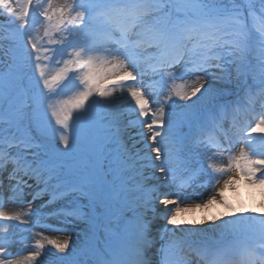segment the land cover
Segmentation results:
<instances>
[{
  "label": "snow or ice",
  "instance_id": "obj_1",
  "mask_svg": "<svg viewBox=\"0 0 264 264\" xmlns=\"http://www.w3.org/2000/svg\"><path fill=\"white\" fill-rule=\"evenodd\" d=\"M0 17V209L27 205L0 210V264H195V226L242 221L259 236L240 264H264V0H0ZM241 182L261 209L229 201ZM194 187L210 194L181 207Z\"/></svg>",
  "mask_w": 264,
  "mask_h": 264
},
{
  "label": "rangeland",
  "instance_id": "obj_2",
  "mask_svg": "<svg viewBox=\"0 0 264 264\" xmlns=\"http://www.w3.org/2000/svg\"><path fill=\"white\" fill-rule=\"evenodd\" d=\"M247 2L248 0H242V3H247ZM177 3L178 4L182 3V0H177ZM181 15H183L182 12H181ZM253 23L258 25L259 21H256V22H252L251 20L249 21L250 25H253ZM13 28L14 26H10L9 21L4 19L3 17H0V41H6L5 43H0V46H4V47L9 46L10 33L13 30ZM193 78L194 77H187L186 79L190 81ZM247 79H248L249 84L252 85L251 90L252 89L256 90V88H261V85L259 84L258 74L256 78L254 79L253 75L249 73V75L247 76ZM181 82L182 81H179V80L177 81V83H181ZM246 90L248 89H244L243 91H241L240 96L238 97L235 94V90L233 89L234 94L227 96L225 100L221 102L222 103L234 102L240 99V97H243ZM254 92L258 93L257 91H254ZM68 94L71 95L72 93L69 92ZM117 103L122 105V108H121L122 111H127L131 113L132 107L128 100L122 99V100H119ZM239 147L240 145L238 144L235 147L234 152H238ZM216 163L226 164L227 161L226 160L216 161ZM195 183H199V181H196ZM216 187H220V185H216ZM241 187H242V192H243L242 198H244V202H245V205L243 206L256 207L258 210L261 209L262 208V205H261L262 197L260 196V189L258 187L250 186L246 182H241ZM189 191H195L198 194V196L193 200L184 201L183 204H181L180 206L186 205L187 203L194 204L196 202H199V196H203L206 198V196L210 194L208 192H205L204 189L195 188V187L194 189L193 188L189 189ZM13 205L14 204H6L4 208L0 210L7 211L9 213H17L15 210L12 209ZM20 208L22 211H25L27 209V205L25 204L23 207L20 206ZM160 210H163L162 207ZM159 223L161 224V221H159ZM200 229L203 230V227H201ZM216 229L219 231V234H217L216 237L214 236L212 240H204V239H199L198 237H195V239L200 244H202L209 253L208 261L195 258V264H209V261L217 257L219 253H222L227 258L226 260L230 259V261L228 262L229 264H240V256L243 253V251L249 246L254 245L258 241L259 230L250 221L238 222L234 228H230V229H223V227H218ZM38 230H39L38 227L33 228V234L38 233ZM42 232H43L44 237L57 238V239H63L65 237H68V235L70 234L69 232L66 234L65 232H61V231H48V232L42 231ZM39 238L41 237L38 235H33L31 236L30 239H28L29 241L28 240L26 241V243L32 245L34 244L35 239H39ZM47 247L50 248L51 246H47ZM54 252H55V249H51V251L48 254L44 255L42 257L41 264H58V257H55L52 255V253Z\"/></svg>",
  "mask_w": 264,
  "mask_h": 264
},
{
  "label": "bare ground",
  "instance_id": "obj_3",
  "mask_svg": "<svg viewBox=\"0 0 264 264\" xmlns=\"http://www.w3.org/2000/svg\"><path fill=\"white\" fill-rule=\"evenodd\" d=\"M1 43V42H0ZM154 107H156V106H154ZM254 135H258V134H254ZM230 174V173H229ZM226 178V177H225ZM221 183H222V181H221ZM225 195L228 197V199H229V201L235 206V207H241V206H243V205H245V202H244V198H242V195H243V192H242V187H241V184L239 185V189H238V191H233L232 189H229V190H227L226 191V193H225ZM188 204H193V203H187L186 205H188ZM18 204H14L13 206H12V209L13 210H15L16 212H23L22 210H21V208H20V206L18 205ZM184 205H182L181 207H183ZM19 208V210H18V208ZM172 206L171 205H169V208H171ZM161 209V208H160ZM159 209V211H163V210H160ZM202 213H200L199 211H197L196 213H192V214H188L187 216H186V219H191V218H193V216L195 217V218H199V216L201 215ZM25 219L27 218V217H24ZM161 224H163V221L161 220ZM183 227H185V228H189V227H192V226H189V225H185V226H183ZM196 227V229H197V236L196 237H198L199 239H204V240H212L213 239V237L215 236L216 237V235L217 234H219V231L215 228H211V227H206V226H203V225H197V226H195ZM201 227H203V230H201L200 228ZM17 231V233H18V239L20 238V236H23V233L19 230V229H17L16 230ZM68 236H70V234L68 235ZM24 243H26V240L24 241ZM22 246L21 244H19V243H17L16 245H14L13 246V248L14 247H17V246ZM13 250V249H12ZM224 255L223 254H219L216 258H218V259H220V260H223L224 261ZM24 258V257H23ZM14 259H18V258H14ZM20 259H22L21 257H20Z\"/></svg>",
  "mask_w": 264,
  "mask_h": 264
}]
</instances>
